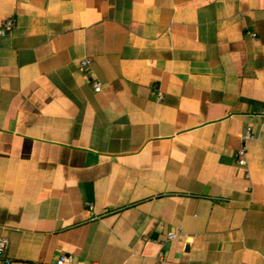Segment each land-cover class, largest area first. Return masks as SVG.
Here are the masks:
<instances>
[{
	"label": "crops",
	"instance_id": "1",
	"mask_svg": "<svg viewBox=\"0 0 264 264\" xmlns=\"http://www.w3.org/2000/svg\"><path fill=\"white\" fill-rule=\"evenodd\" d=\"M8 19L12 264H264V0H0Z\"/></svg>",
	"mask_w": 264,
	"mask_h": 264
},
{
	"label": "built area",
	"instance_id": "2",
	"mask_svg": "<svg viewBox=\"0 0 264 264\" xmlns=\"http://www.w3.org/2000/svg\"><path fill=\"white\" fill-rule=\"evenodd\" d=\"M15 25V21L13 19H8L5 21L3 28L0 29V34H5L8 30H10ZM80 66L85 69L86 71L89 70V67L91 65V59L88 57L80 58L79 60ZM102 84L101 82L97 81L94 83V90L95 92L101 91ZM159 99H161L163 96L161 93H158ZM264 115V110H263ZM254 138L251 129L249 128L246 133L243 136L244 144L242 147L239 148L237 152V161L239 165L248 167V148L246 145V141ZM249 176V174H248ZM90 210H93L94 206L93 204H88ZM181 234V231H173L169 232L168 237L170 239H175ZM9 239L7 237H0V264H12L13 260L9 257ZM74 260V256L70 254H63L59 260L58 264H66L69 262H72ZM92 264H98V263H92Z\"/></svg>",
	"mask_w": 264,
	"mask_h": 264
}]
</instances>
